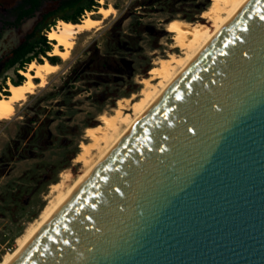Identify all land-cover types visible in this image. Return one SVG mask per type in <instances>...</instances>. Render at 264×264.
Segmentation results:
<instances>
[{"label": "water", "instance_id": "water-1", "mask_svg": "<svg viewBox=\"0 0 264 264\" xmlns=\"http://www.w3.org/2000/svg\"><path fill=\"white\" fill-rule=\"evenodd\" d=\"M14 264H264V0L242 9Z\"/></svg>", "mask_w": 264, "mask_h": 264}, {"label": "rangeland", "instance_id": "rangeland-1", "mask_svg": "<svg viewBox=\"0 0 264 264\" xmlns=\"http://www.w3.org/2000/svg\"><path fill=\"white\" fill-rule=\"evenodd\" d=\"M19 1L0 0V16ZM96 3L98 6L91 13L100 6H111L114 14L99 30L78 36L68 59L59 58V70L47 77L44 87L18 105L13 118L0 121V261L15 249L17 239L52 200L51 185L60 180L61 171L69 170L73 178L81 174V164L75 163L74 158L81 143L88 142L85 128L99 125L100 115L113 114L119 100L138 99L143 89L141 81L149 78L156 61L170 53L180 55L179 49H172L173 41L165 31V24L172 19L204 21L201 12L211 2L96 0ZM57 5L58 1L44 2L18 29L3 30L0 49L4 44L19 45L41 16ZM86 15L87 12L80 21ZM43 34L49 41L47 32ZM16 73L21 75L19 71L3 72L0 68V88L8 89L11 80L17 81ZM92 155L95 156V151Z\"/></svg>", "mask_w": 264, "mask_h": 264}, {"label": "bare ground", "instance_id": "bare-ground-1", "mask_svg": "<svg viewBox=\"0 0 264 264\" xmlns=\"http://www.w3.org/2000/svg\"><path fill=\"white\" fill-rule=\"evenodd\" d=\"M250 1L210 0V5L200 15L204 21L172 19L165 24V31L171 34L173 41L172 49H179L180 55L170 53L167 58L156 61L148 73L149 78L141 81L143 89L138 99L119 100L113 114L100 115L99 125L85 128L84 137L88 142L81 143L80 152L74 158L75 163L81 164V174L73 178L69 170L61 171L60 180L51 185L52 200L43 208L35 223L17 239L15 249L2 257L0 264H14L20 258L121 140ZM114 12L111 6H100L95 13H87L79 23L58 21L47 33L49 41L54 42V49L48 54L62 60L68 59L76 38L99 30ZM58 70L59 64L53 65L45 60L42 63L31 62L26 70L20 71L25 78L23 83L18 86L9 84V95L0 97V121L13 118L16 107L26 102L38 88L44 87L47 77ZM93 151L95 156L92 155Z\"/></svg>", "mask_w": 264, "mask_h": 264}, {"label": "trees", "instance_id": "trees-1", "mask_svg": "<svg viewBox=\"0 0 264 264\" xmlns=\"http://www.w3.org/2000/svg\"><path fill=\"white\" fill-rule=\"evenodd\" d=\"M45 1H58V5L53 11L43 17L44 23L37 27L36 34H29L25 38V41L11 53L7 62L4 64L3 72L9 69L20 72L33 61L42 63L41 58H45L53 65L58 64V56L47 55L53 50L50 44L54 42H49L46 39V35L43 34V31L48 33L56 21L79 23L80 18L86 12H91L98 6L96 0H23L18 9L19 15L16 23L22 18L32 17L39 9L41 3ZM16 74L17 81L11 80V84L18 86L23 83L25 78L18 73ZM0 93L3 96L9 95L6 87H1Z\"/></svg>", "mask_w": 264, "mask_h": 264}, {"label": "flooded vegetation", "instance_id": "flooded-vegetation-1", "mask_svg": "<svg viewBox=\"0 0 264 264\" xmlns=\"http://www.w3.org/2000/svg\"><path fill=\"white\" fill-rule=\"evenodd\" d=\"M23 0H20L16 5H14L13 7H11L10 9H6L4 11V15L3 16H0V34H2V31L3 30H16L19 28V26L21 25V23H23L25 20L31 18V17H28V18H22L18 23H16V20L18 18V15H19V6L22 4ZM47 2V1H45ZM44 2L41 3V5L43 4ZM41 5L39 6V8L41 7ZM26 9V8H25ZM53 11V10H52ZM51 12V11H49ZM49 12L43 14L41 16V18L39 19V21L35 24V26L30 30L29 33H27L24 38H23V41L15 46V47H11V44H4L2 46V49H0V68H2L3 70V67H4V64L5 62H7L9 56L11 55V53L17 48L19 47L24 41H25V38L29 35V34H36V29L39 25H41L42 23H44V19L43 17L48 14ZM34 15V14H33ZM33 17V16H32ZM1 37V35H0Z\"/></svg>", "mask_w": 264, "mask_h": 264}]
</instances>
